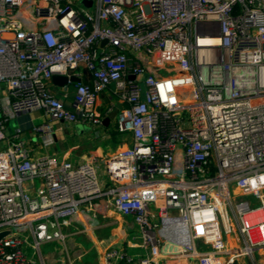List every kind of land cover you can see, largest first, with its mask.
Masks as SVG:
<instances>
[{
    "label": "built area",
    "instance_id": "2783aa9c",
    "mask_svg": "<svg viewBox=\"0 0 264 264\" xmlns=\"http://www.w3.org/2000/svg\"><path fill=\"white\" fill-rule=\"evenodd\" d=\"M87 1L0 0V264H73L55 253L99 199L136 229L102 264H264V0ZM56 74L80 77L69 106ZM108 89L132 135L110 156L75 163L7 131L38 110L44 141L55 120L102 126Z\"/></svg>",
    "mask_w": 264,
    "mask_h": 264
},
{
    "label": "crops",
    "instance_id": "0c3cea01",
    "mask_svg": "<svg viewBox=\"0 0 264 264\" xmlns=\"http://www.w3.org/2000/svg\"><path fill=\"white\" fill-rule=\"evenodd\" d=\"M78 73L81 74V79L86 80L90 78V72L86 68H80ZM52 89L58 94V96L63 98L68 106L70 105L73 98V83L67 84L65 86L53 85ZM64 92H68L69 98H64L62 96V93ZM116 100L117 99L112 94L111 89L105 90L99 95L97 110L101 115H105V120L108 119L107 124L104 123L102 126H92L83 122L67 123L64 121L55 120L53 123L55 131L51 138L45 141L43 138H41V136L37 135L32 130L34 125L46 121L47 117L44 111L38 110L32 112H23L12 120H14L15 128L19 127L23 130L22 138H26L31 142L35 152L55 155L58 158L79 163L87 160L89 156H91L97 150H100L106 155L110 156L115 153L116 150L131 145L132 135L129 133L120 132L117 129L116 113L114 112L111 115H106L107 108L113 102H116ZM119 106L124 107L126 106V103H123ZM7 131L8 133H12L13 130L8 129ZM102 166H104V164H100L99 169H102ZM104 173L106 174L105 167ZM106 181L107 180L103 179L102 183L106 184ZM98 202V223L93 224L92 222H89V228L91 223L94 225V228L89 232L84 231V226L80 225L78 232L69 237L65 245L59 244L61 247V254H64L66 251H68L69 255L75 258V261L81 260L84 255H87L91 259L89 264H102V254L106 247L111 244H117L122 247L127 245V240L134 233V231H136V229L133 227L132 219H126L123 225L118 226V222H115L114 220L111 221L113 217L118 216H111L115 213L111 214L114 210L107 207L106 199H99ZM116 214L119 213L116 212ZM81 215L82 214L79 216L81 217ZM84 223L86 224V222ZM112 226L113 229L109 235L101 236L105 229ZM119 229L120 232L125 236V239H119L118 241H115L112 234L117 233ZM131 250L137 251L138 249L132 248ZM55 256H58L57 252L55 253ZM79 256L81 257L78 258ZM75 261L73 264H75ZM262 262L264 263V257L262 258ZM172 264H186V262Z\"/></svg>",
    "mask_w": 264,
    "mask_h": 264
},
{
    "label": "rangeland",
    "instance_id": "374dc122",
    "mask_svg": "<svg viewBox=\"0 0 264 264\" xmlns=\"http://www.w3.org/2000/svg\"><path fill=\"white\" fill-rule=\"evenodd\" d=\"M82 2H83V0H76L75 6L81 5ZM7 127H8V129L14 130L15 129L14 120H11L10 122H8L7 123ZM1 146H2V143H0V147ZM101 168L102 169L98 170L99 171V177H100L101 180H103V179L107 180L108 178H107L106 174L104 173V166H102ZM114 211L111 214H113V213H115V214L111 215V216H118V217H113L111 221L114 220L115 222H118V226L123 225L125 223L126 219H128V218H124L122 215L116 214V211L115 212ZM112 229H113V226L110 227V228L105 229L103 231V233L101 234V236L102 235L103 236L109 235V233H111ZM112 235L114 236V240L115 241H118L119 239H121V240L125 239V236L120 232V229H119V231L117 233H114ZM101 236H99V237H101ZM199 246H201L200 243H199ZM54 247H55V245L42 246V251H43V253L45 255H49L50 253H52ZM60 252H61L60 250L57 251L58 256L61 255L62 252L61 253ZM137 252H141V250H137ZM90 261H91V259L87 255H84L81 260L75 261V264H89ZM57 264H62V263H57Z\"/></svg>",
    "mask_w": 264,
    "mask_h": 264
},
{
    "label": "water",
    "instance_id": "95a60500",
    "mask_svg": "<svg viewBox=\"0 0 264 264\" xmlns=\"http://www.w3.org/2000/svg\"><path fill=\"white\" fill-rule=\"evenodd\" d=\"M83 2L86 4V5H90L91 2L90 1H87V0H83ZM106 40H104L102 42V45H105L106 44ZM52 81L54 83V85H57V86H65L67 84H69V82H79L80 81V78L78 77H75V76H72V77H68V76H65V75H59V74H56L53 76L52 78ZM108 122V119H106L104 121L105 124H107ZM7 232H2L0 233V238L5 235Z\"/></svg>",
    "mask_w": 264,
    "mask_h": 264
}]
</instances>
